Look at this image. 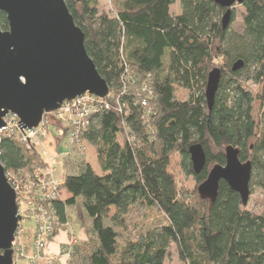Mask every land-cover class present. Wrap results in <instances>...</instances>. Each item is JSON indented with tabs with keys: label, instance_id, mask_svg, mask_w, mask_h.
Listing matches in <instances>:
<instances>
[{
	"label": "trees",
	"instance_id": "16d2710c",
	"mask_svg": "<svg viewBox=\"0 0 264 264\" xmlns=\"http://www.w3.org/2000/svg\"><path fill=\"white\" fill-rule=\"evenodd\" d=\"M66 2L86 35L88 54L109 84L112 107L95 113L85 133L96 147L100 171L88 159H68L59 195L45 203L57 216L50 242L76 223L82 234L68 264H164L172 243L180 264H264V214L247 209L224 180L210 202L201 198L199 186L186 188L170 170L178 153L184 171L201 184L213 165L225 164V149L233 145L242 161L253 164L250 187L256 168L264 171V129L257 130L254 96L235 78L225 77L247 72L261 86L257 97L264 104V0L242 1V32H231L234 10L223 27L226 8L215 0H117L114 13L100 10L98 0ZM176 2L181 11L173 15ZM0 27L9 29L4 12ZM230 42L234 46L228 49ZM216 58L224 59L223 75L209 109L205 91ZM238 59L245 65L232 71ZM176 86L189 90V98L179 99ZM147 95L156 114L142 105ZM119 96L128 115L116 109ZM194 143L207 154L199 174L189 153ZM0 159L6 170L23 178H45L42 154L11 137L0 141ZM64 190L70 195L63 197ZM137 202L156 206L166 222L132 240L124 230ZM112 207L116 210L110 214ZM21 234L30 245L33 232L23 227Z\"/></svg>",
	"mask_w": 264,
	"mask_h": 264
},
{
	"label": "water",
	"instance_id": "95a60500",
	"mask_svg": "<svg viewBox=\"0 0 264 264\" xmlns=\"http://www.w3.org/2000/svg\"><path fill=\"white\" fill-rule=\"evenodd\" d=\"M243 0H215L226 11L223 27L230 23L232 10ZM4 12L9 29L0 27V129L4 117L15 113L24 128H35L45 112L53 111L66 99L85 92L106 97L110 92L85 46L86 35L67 6L66 0H0V18ZM245 65L238 59L232 71ZM222 70L208 74L205 96L212 109L222 78ZM225 164L217 163L199 185L203 199L216 201L220 183L226 181L237 191L244 205L251 195L253 164L242 161L240 149L228 145ZM193 169L199 174L207 162L201 143L189 147ZM22 217L17 191L9 182L0 159V264H15L13 241Z\"/></svg>",
	"mask_w": 264,
	"mask_h": 264
},
{
	"label": "built area",
	"instance_id": "2783aa9c",
	"mask_svg": "<svg viewBox=\"0 0 264 264\" xmlns=\"http://www.w3.org/2000/svg\"><path fill=\"white\" fill-rule=\"evenodd\" d=\"M146 89V87H145ZM99 97L96 94L85 92L73 99L64 100L57 109L45 112L39 125L35 128H24L20 118L15 113L7 114L5 125L0 129V141L4 137H11L28 148H33L44 142V139L50 132V118L58 120V137L66 138L68 152L65 153L66 160L76 151L83 153L87 147L85 133L92 124L95 113L102 109H110L111 102L107 97ZM142 99V105L149 108V114H156L154 107L150 106V95ZM116 109L123 115H128L129 108L117 97L115 101ZM51 134V132L49 133ZM60 143V142H59ZM43 144V143H42ZM43 159L47 160L49 166L44 170L45 178L40 182L27 176L22 177L21 172L7 170L6 175L17 191V201L19 205V214L22 219L33 220L32 243L20 238L23 226L20 221L19 228L13 241L14 262L15 264H68L71 259L72 247L78 243L77 236L71 231L68 240L62 245L61 252L58 255L48 252L50 237L54 230V220H57L56 214L45 204L50 203L59 195V187L63 181L54 178L55 165L58 163L57 157L46 152ZM13 173L15 175H13Z\"/></svg>",
	"mask_w": 264,
	"mask_h": 264
},
{
	"label": "rangeland",
	"instance_id": "374dc122",
	"mask_svg": "<svg viewBox=\"0 0 264 264\" xmlns=\"http://www.w3.org/2000/svg\"><path fill=\"white\" fill-rule=\"evenodd\" d=\"M98 1H99L98 7L100 10L106 11L108 13H114V10L116 9L115 3L117 0H98ZM233 10L235 12V19L231 23V28H230L231 32L232 31L242 32L244 28L243 16L245 13V7L241 3H236L233 7ZM180 11H181V6L179 2H176L175 4L171 6V13L173 15H176ZM233 46H234L233 42H230L226 47L229 49L230 47H233ZM223 63H224L223 58H216L213 63V67L222 68ZM225 77L226 79L235 78L239 84L243 85L247 90L251 91V93L253 94L254 96L253 114H254L255 121L257 123V130L260 133L264 129V104L257 97L260 92L261 86L259 84H256L253 80L249 79V75L247 72H243L241 75L235 76V77H231L230 73L227 72ZM176 93H177V97L181 100L188 99L190 95L189 90L184 89L179 86H176ZM49 121H50V126L48 127V129L50 130L51 134H49L50 133L49 132L46 138L44 139V142H42L43 141L42 140L39 145H35V147L33 148L38 150L42 154V156L46 152H48V154H51L52 156L57 157V160L60 164L58 163L55 165V167H57L56 169H59L61 164L62 165L64 164L66 166V163H67L66 161H70L68 159L76 157L74 161L79 160V158L88 159L93 165V167L96 169V171L99 172L100 167H99V163L97 160L96 147L91 145L88 142H87V147L83 153L80 154V152L76 151L70 158L64 161V159H66L65 153L68 152L67 139L64 137L63 139L58 137L57 130H56L58 127L57 125L58 120L56 118H50ZM58 142H61L60 145L58 144ZM57 144H58V149H57L58 151L56 152L55 151L56 148H54V151H53L54 153L51 152L50 149L55 146L57 147ZM44 161L47 162V165L45 167V170H46V168L49 166V163L45 159ZM181 163H182L181 156L178 153H174L172 156V160H171L170 170L176 176L178 182L181 185L185 186L186 188L190 190H195L200 185V183L197 182V180L194 178L193 175L187 174L184 171ZM68 169H70V166H66L65 171L67 172ZM255 173L256 174L252 181L253 184L251 187V195L249 197L247 209L257 214H264V187L260 185L262 182H264V171L260 168H256ZM13 175L15 174L13 173ZM115 210H116L115 207H112L110 209V214L115 213ZM126 218H127V226L124 232H125V235L128 236V238L132 240H137L140 237L145 236L149 229L160 226L162 223L166 222V218L164 217V214L156 206L147 207L144 204H142V202H137L131 205L129 213L127 214ZM21 224L23 227L27 228V230H31V232H33L32 231L34 227L33 220L32 221L28 219L21 220ZM72 226L75 232L79 233L80 226L76 223H72ZM19 236L21 238L22 234H20ZM22 239L24 238L22 237ZM51 242H49V245ZM20 263L22 264V262ZM164 264H180L176 244L174 243L171 244V247L169 249V252L165 259Z\"/></svg>",
	"mask_w": 264,
	"mask_h": 264
},
{
	"label": "crops",
	"instance_id": "0c3cea01",
	"mask_svg": "<svg viewBox=\"0 0 264 264\" xmlns=\"http://www.w3.org/2000/svg\"><path fill=\"white\" fill-rule=\"evenodd\" d=\"M180 12H178L177 14H179ZM176 14V15H177ZM50 136H52V135H50ZM52 140V139H51ZM49 143V142H48ZM61 143V142H60ZM60 143L58 142V144L60 145ZM58 144H57V147L55 146V147H53V148H51L50 150H51V152H53L54 151V148H56V152L58 151L57 149H58ZM54 153V152H53ZM66 159H64V161H65ZM59 163V162H58ZM57 163V164H58ZM60 164V163H59ZM57 167H55V171H54V173H53V175H54V178L55 179H58V180H62L63 181V177H64V172H66L65 171V169H66V166L63 164H61L60 165V168L59 169H56ZM64 169V170H63ZM63 170V171H62ZM63 174H62V173ZM60 180V181H61ZM68 195H70L67 191H63V197H67ZM76 236H79V235H81L82 234V231H81V228H80V231H79V233L77 232H75V230H74V228H73V226H72V228L70 229ZM70 230H62V231H60L59 233H58V235L54 238V240L50 243V245H49V248H48V252L50 253V254H55V255H58L60 252H61V249H62V245L68 240V237H69V232H71Z\"/></svg>",
	"mask_w": 264,
	"mask_h": 264
}]
</instances>
